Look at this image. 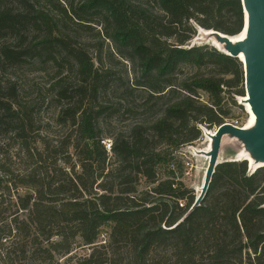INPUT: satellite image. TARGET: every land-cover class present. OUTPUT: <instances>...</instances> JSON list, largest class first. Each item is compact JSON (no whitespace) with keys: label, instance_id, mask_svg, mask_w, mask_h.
Returning <instances> with one entry per match:
<instances>
[{"label":"trees","instance_id":"obj_1","mask_svg":"<svg viewBox=\"0 0 264 264\" xmlns=\"http://www.w3.org/2000/svg\"><path fill=\"white\" fill-rule=\"evenodd\" d=\"M38 1L0 0V35L19 34ZM42 1L91 29V22L60 0ZM79 9L103 15L102 36L131 70L125 79L112 81L115 73L104 67L101 54L94 61L66 35H56L49 13L32 16L46 27L42 48L59 67L68 63L77 81L75 88H59L56 96L62 103L57 122L68 129L58 140L38 135L32 111L20 107L12 91L5 94L0 81V127L1 119L13 125L18 154L30 162L20 173L6 161L1 164L0 261L52 264L81 245L93 252L74 264H108L111 260L95 251L106 231L110 244L131 245L133 264H144L158 246L170 247L174 264H264V167L248 170L245 160L219 164L205 198L192 211L195 198L187 196L174 173L165 180L158 176L163 165L174 167L173 151L201 139L200 126L217 129L229 115L223 94L245 81L242 62L216 48L187 44L196 35L194 24L240 35L241 0H84ZM40 25L34 28L41 31ZM52 44L62 51L58 57ZM184 66L197 71L178 82ZM140 91L150 120L118 134L107 152L99 120L109 109L106 98L116 93L130 99ZM199 91L209 102L200 100ZM141 179L151 186L146 198H138ZM7 209L12 219L4 222Z\"/></svg>","mask_w":264,"mask_h":264},{"label":"rangeland","instance_id":"obj_2","mask_svg":"<svg viewBox=\"0 0 264 264\" xmlns=\"http://www.w3.org/2000/svg\"><path fill=\"white\" fill-rule=\"evenodd\" d=\"M59 1V0H58ZM64 7H71L78 15L85 18L87 22H91V29H84L79 25L77 20H70L63 14H59L50 5L44 1L36 2L34 14L42 12L47 15L49 13V20L56 35H66L71 39L75 45L85 49L89 55L96 61L97 53L101 54L104 62V67L113 69L115 75L112 81L119 78L125 79L127 72H130V62L118 58L115 55V46L111 40H107L102 36L101 23L103 15H96L95 11L83 12L80 5L84 0H60ZM65 2V3H64ZM138 3H144L146 0H135ZM72 6H71V5ZM12 7L20 8L17 3L11 5ZM30 16L26 20L29 22L25 25L23 30L18 33L2 31L0 35V81L1 88L4 93H11L14 101L20 107L27 108L32 111L35 120V127L39 129V136L48 137L52 140H58L66 136L68 129L66 126H60L57 122V116L61 107L56 100L59 88H75L76 77L70 73V65L62 62V67L58 66L56 59H52L50 55L42 48V42L45 38L46 27L35 22V19ZM40 21V19H38ZM35 25H40L41 31L34 28ZM196 28V35L187 44V47L207 46L208 48H215L213 42L217 39L212 33L200 28L194 24ZM45 32V33H44ZM237 38V37H235ZM52 53L55 57L61 54V49L52 44ZM217 49V48H216ZM224 52L222 49H217ZM4 52H9L13 57H5ZM113 53L114 59L109 55ZM210 68H204L203 73L209 72ZM244 70V69H243ZM197 71V68L192 66H184L175 80L180 82L181 79L190 78L192 74ZM111 81V82H112ZM243 92V96L238 95ZM199 98L202 102H209V96L199 91ZM247 98L244 82L234 88L225 89L223 94V108L229 111L228 117L224 120L225 123L238 124L239 127L244 128L249 125L250 115L248 113ZM146 94L143 91L137 92L135 97L121 98L116 93H111L106 98V105L109 107L108 111L100 117L101 131L103 139L109 142L114 141V137L118 134H127L129 130L136 124L147 123L151 118L150 106L145 105ZM107 107V108H108ZM8 120L1 119L0 127V196L4 188V173L2 172L1 164L5 161L10 164L13 172L19 173L29 167L30 162L23 158V154H18L20 151V142L14 138L12 126L9 125ZM202 132L201 139L190 144L180 147L177 151H173L171 157L174 158V167L168 168L163 165L158 171L160 179L170 178V172L174 173L175 181L184 186L187 196H194L195 201L201 193L204 185L205 175L209 164V155L212 148V140L207 133H212L216 129L207 130L200 126ZM167 148V147H164ZM242 152L247 151L242 142L225 137L221 143L218 164L229 161L240 160L239 156ZM21 155V156H19ZM111 163L114 162L113 155L109 154ZM180 164V168L178 165ZM248 170H249V163ZM2 186V187H1ZM151 188L145 179H141L138 185V198H142L146 191ZM20 192V191H19ZM21 194V192H20ZM145 197V196H144ZM146 198V197H145ZM8 203H13L12 198L8 199ZM185 205V202L182 201ZM9 207V204H8ZM7 207V208H8ZM10 208V207H9ZM12 210V207H11ZM11 210L5 213L3 218H7L4 222L12 219L9 216ZM1 227V214H0ZM75 247L71 255L60 259H55L52 264H74L80 259L88 257L93 252L92 248L78 245ZM101 258L110 259L108 264H133L134 252L131 245L126 244H110L109 235L106 231L102 233L99 238L98 247L95 248ZM172 250L168 246H158L154 248L148 255L144 264H174L170 258ZM169 260V262L167 261ZM35 262H25L12 260L9 264H34ZM0 264H3L0 261Z\"/></svg>","mask_w":264,"mask_h":264},{"label":"water","instance_id":"obj_3","mask_svg":"<svg viewBox=\"0 0 264 264\" xmlns=\"http://www.w3.org/2000/svg\"><path fill=\"white\" fill-rule=\"evenodd\" d=\"M241 3L244 12V38L234 42L235 37L217 31H213L212 35L224 47V54L243 64L246 102L255 116V125L245 129L224 123L213 133H207L212 140V148L208 153L209 164L201 193L190 211L201 204L209 190L219 165V151L225 137L229 136L243 143L253 161L251 163L245 160L249 163V170L264 167V0H241Z\"/></svg>","mask_w":264,"mask_h":264},{"label":"bare ground","instance_id":"obj_4","mask_svg":"<svg viewBox=\"0 0 264 264\" xmlns=\"http://www.w3.org/2000/svg\"><path fill=\"white\" fill-rule=\"evenodd\" d=\"M208 33H213V31H207ZM245 36V32H243L242 34L236 36L237 38H234V42H236L237 40H241L242 38H244ZM213 45L215 48L217 49H222V45H219L216 41L213 42ZM241 58H243L241 56ZM245 101L247 100V98L244 99ZM247 108H248V113L250 115V120H249V125L244 127L245 129H249L251 128L252 126L255 125V116L253 115V113L251 112V108L250 106L247 104ZM213 133V132H212ZM239 159L241 160H248L249 162L253 163V161L249 158V154H246L245 152H242L239 156ZM237 161H240V160H237Z\"/></svg>","mask_w":264,"mask_h":264},{"label":"built area","instance_id":"obj_5","mask_svg":"<svg viewBox=\"0 0 264 264\" xmlns=\"http://www.w3.org/2000/svg\"><path fill=\"white\" fill-rule=\"evenodd\" d=\"M232 125H234V126H236V127H239L237 123H236V124H232ZM240 128H241V127H240ZM102 144L104 145L105 150H106L107 152H110V151H111V145H112L111 142H109L108 140H103V141H102Z\"/></svg>","mask_w":264,"mask_h":264}]
</instances>
